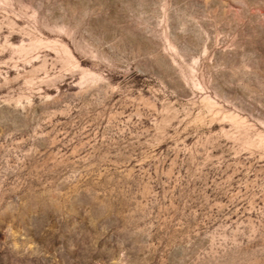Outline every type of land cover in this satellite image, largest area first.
Returning <instances> with one entry per match:
<instances>
[{
	"label": "rangeland",
	"instance_id": "1",
	"mask_svg": "<svg viewBox=\"0 0 264 264\" xmlns=\"http://www.w3.org/2000/svg\"><path fill=\"white\" fill-rule=\"evenodd\" d=\"M0 264H264V0H0Z\"/></svg>",
	"mask_w": 264,
	"mask_h": 264
}]
</instances>
